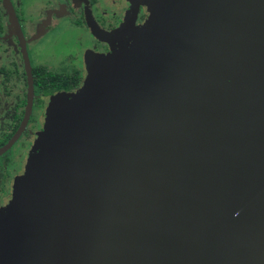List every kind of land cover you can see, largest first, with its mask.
I'll return each instance as SVG.
<instances>
[{"label": "water", "instance_id": "water-1", "mask_svg": "<svg viewBox=\"0 0 264 264\" xmlns=\"http://www.w3.org/2000/svg\"><path fill=\"white\" fill-rule=\"evenodd\" d=\"M141 2L50 100L0 264H264V0Z\"/></svg>", "mask_w": 264, "mask_h": 264}, {"label": "flooded vegetation", "instance_id": "flooded-vegetation-1", "mask_svg": "<svg viewBox=\"0 0 264 264\" xmlns=\"http://www.w3.org/2000/svg\"><path fill=\"white\" fill-rule=\"evenodd\" d=\"M147 18L141 0H0V209L24 175L50 100L78 90L101 37L129 18Z\"/></svg>", "mask_w": 264, "mask_h": 264}, {"label": "rangeland", "instance_id": "rangeland-1", "mask_svg": "<svg viewBox=\"0 0 264 264\" xmlns=\"http://www.w3.org/2000/svg\"><path fill=\"white\" fill-rule=\"evenodd\" d=\"M148 14V13H147ZM145 23V22H144ZM144 23H142V24H144ZM142 24H139V25H142Z\"/></svg>", "mask_w": 264, "mask_h": 264}]
</instances>
